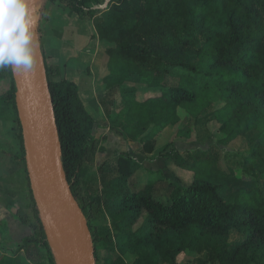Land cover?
<instances>
[{
    "label": "trees",
    "instance_id": "obj_1",
    "mask_svg": "<svg viewBox=\"0 0 264 264\" xmlns=\"http://www.w3.org/2000/svg\"><path fill=\"white\" fill-rule=\"evenodd\" d=\"M52 1H33L35 21ZM59 1L94 19L99 39L112 45L105 51L104 81L108 89L117 87L122 93L120 110L109 114L112 127L152 153L157 132L180 121V108L194 127H212L218 120L219 131L226 133L224 143L238 135L237 120L258 129L249 140L250 153L239 155L245 167L253 166L256 177L264 179V0H107L102 10L97 7L100 0ZM43 57L64 176L87 219L95 264L102 249L118 254L103 257L104 264H175L181 252H206L218 264H264V197L256 188L238 189L234 196L226 193V173L217 165L215 149L220 147L215 144L189 150L194 153L189 161L174 159L177 167L194 172L188 185L159 171L153 178L146 171L144 182L133 181L145 169L124 152L116 157L113 175L103 163L90 179L96 154L104 150L93 135L95 119L74 82L50 79L60 72ZM3 72L10 86L0 103L18 124L19 150L13 159L19 164L16 173L26 180L21 191L26 210L15 218L30 231L11 254L0 253V264H56L26 168L16 82L11 70ZM124 74H136L135 85L122 86ZM188 131L179 128L176 133ZM7 152L1 144L0 156ZM177 153V147L165 144L160 156L170 159ZM90 180L97 183V191L90 190ZM162 182L169 189L157 196ZM0 190L9 201L18 195L7 183ZM143 214L144 222L134 229ZM100 217L111 220V230L100 224ZM0 229L2 251L14 239L7 220L0 219ZM232 230L245 232L246 240L230 243Z\"/></svg>",
    "mask_w": 264,
    "mask_h": 264
},
{
    "label": "rangeland",
    "instance_id": "obj_2",
    "mask_svg": "<svg viewBox=\"0 0 264 264\" xmlns=\"http://www.w3.org/2000/svg\"><path fill=\"white\" fill-rule=\"evenodd\" d=\"M109 2L107 0H100V4L97 6L98 10L104 9ZM50 66V65H49ZM0 96H2L5 91L10 86V80L4 78V72L0 71ZM55 76L51 75L50 79H54ZM124 83L122 86L130 87L135 85L137 81L136 74H124L123 76ZM143 93V92H142ZM149 96V95H148ZM243 97V96H242ZM244 98V97H243ZM122 100V93L119 88L115 87L109 92L103 95L101 99L103 108L107 109L109 112L119 111V104ZM104 103V104H103ZM180 112V121L177 124L169 125L166 128L161 129L156 134L157 141V149L156 152L145 153L143 152L142 146L140 147L141 151L137 150V141H131L129 137L124 133L121 128L114 127V130L111 131L114 134V146L115 152L111 156V158L104 159L105 150L102 152H98L96 157L100 159H96L91 166L89 173L90 179H92L93 174L98 175L99 168L103 163H107L110 167L109 176L113 175L116 171V157L119 153L124 152L131 155L133 158L138 160L140 164L145 169L143 173L140 175H135L133 178L135 182H144L146 181V171L150 172V177L153 178L157 175L156 172H160L163 176L169 177L171 179L180 180L184 184H189L194 176V172L190 170H186L181 167L176 166L177 159L179 161H189L191 160L194 153H191L189 150H193L198 147L205 148L212 144L220 147L215 150L218 153V167L226 173L225 184H226V193L228 195L234 196V192L238 189H244L247 191L256 188L259 190L260 194L264 197V179H259L256 177V171H254L253 166L245 165L242 163L244 160L240 157L241 155H248L250 153L251 146L249 145L250 138L258 131L256 127L247 126L245 124L240 125L239 121H235V127L238 130V135L231 140L229 143H224V137L226 133L219 131L220 123L214 122L212 127L208 126L207 123H203L201 126L194 127V123L189 119L188 113L183 108L179 109ZM239 120V119H238ZM17 122H15L11 116V114L5 112L4 107L0 103V145L4 144L9 149V152L3 153L4 156H0V169L3 173L0 176V186L3 184L10 185L18 195L14 198L15 201L6 200L2 191L0 190V219H4L8 221L10 226V230L13 234L14 241L10 243L11 245L4 247L0 253L2 254H11L13 250L16 249L17 245L21 242L22 238L29 233V228L23 225L20 221H18L15 217L18 211H25V203L26 200L24 195L22 194V189L26 180L16 173V170L19 167V164L16 163L13 159V155L18 154L19 146L17 141L15 140V133L17 131ZM152 126L147 127L143 132L147 134L150 131ZM188 127V128H187ZM179 128L183 130H188L187 132H183L182 136H179L176 132ZM186 128V129H185ZM95 136V135H94ZM99 138H101L99 136ZM98 139L100 142L99 146H102L101 139ZM139 143V142H138ZM174 145L180 151L173 158H164L161 157V149L164 145ZM209 144V145H208ZM226 146V147H224ZM103 147V146H102ZM104 148V147H103ZM1 155V154H0ZM18 172V170H17ZM5 174V175H4ZM92 184L91 191H97V183L90 180ZM93 182V183H92ZM169 189L166 184H159L156 187L155 194L161 195ZM160 197V196H159ZM146 214H143L141 218L136 222L135 228L138 229L144 222ZM100 224L106 226L110 230L111 228V220L107 217L99 218ZM2 237V231L0 229V239ZM247 234L245 232H241L238 230H232L229 234L228 241L230 243H239L245 241ZM100 255H98L99 264H104L105 260L103 257L109 256L112 258H116L118 256L116 251H107L101 250ZM0 254V256H1ZM19 262H23L20 259H23V253L19 255ZM25 260V259H24ZM175 264H218L216 261L211 260L209 255L206 252L195 254V256H189L184 252H181L177 255Z\"/></svg>",
    "mask_w": 264,
    "mask_h": 264
},
{
    "label": "water",
    "instance_id": "obj_3",
    "mask_svg": "<svg viewBox=\"0 0 264 264\" xmlns=\"http://www.w3.org/2000/svg\"><path fill=\"white\" fill-rule=\"evenodd\" d=\"M33 19L36 67L27 76L13 72L32 193L56 264H95L87 219L64 176L58 152V128L34 14Z\"/></svg>",
    "mask_w": 264,
    "mask_h": 264
},
{
    "label": "crops",
    "instance_id": "obj_4",
    "mask_svg": "<svg viewBox=\"0 0 264 264\" xmlns=\"http://www.w3.org/2000/svg\"><path fill=\"white\" fill-rule=\"evenodd\" d=\"M36 28L47 64L59 69L60 75L54 79L75 83L86 109L95 119L93 135L101 137L104 159L111 158L116 149L109 114L118 110L109 112L103 108L101 99L109 92L104 81L105 51L112 45L99 39L94 19L81 17L59 0L47 3L36 18ZM137 144V150L141 151V144ZM97 158L100 159L98 155Z\"/></svg>",
    "mask_w": 264,
    "mask_h": 264
},
{
    "label": "clouds",
    "instance_id": "obj_5",
    "mask_svg": "<svg viewBox=\"0 0 264 264\" xmlns=\"http://www.w3.org/2000/svg\"><path fill=\"white\" fill-rule=\"evenodd\" d=\"M31 0H0V71L27 76L37 64Z\"/></svg>",
    "mask_w": 264,
    "mask_h": 264
}]
</instances>
